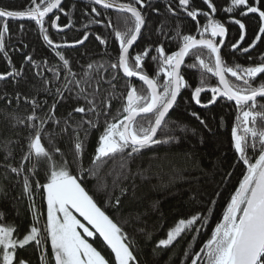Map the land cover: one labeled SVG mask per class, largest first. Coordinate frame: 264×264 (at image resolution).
Returning a JSON list of instances; mask_svg holds the SVG:
<instances>
[{
	"label": "snow or ice",
	"instance_id": "6c2138e0",
	"mask_svg": "<svg viewBox=\"0 0 264 264\" xmlns=\"http://www.w3.org/2000/svg\"><path fill=\"white\" fill-rule=\"evenodd\" d=\"M110 11L116 13L115 23ZM152 14L162 17L154 29L149 28ZM182 18L194 22V33L183 31ZM13 21L20 22L15 39ZM24 22L32 28L26 30ZM27 31H35L49 56L38 59L36 49L29 50ZM72 32L77 35L70 39ZM142 38L144 44L139 46ZM93 40L97 47L103 46L98 54L87 47ZM261 45L264 0H30L22 10L0 7V61L6 66L0 72V117L9 133L0 137V193L4 181L19 184L33 210V223L22 238L15 227L0 223V264H31L20 255L29 247L38 264H141L124 228L129 222L108 215L84 183L118 157L120 171L112 188L104 184L97 191L119 212L129 196L124 181L131 178L135 198L139 172H132L131 163L153 145L177 139L168 117L185 91L190 93L185 100L188 114L209 132L212 128L194 107L205 110L221 104L235 109L230 129L232 167L241 169V178L210 238L199 251L185 250L184 257L190 264H264ZM78 49L83 51L71 55ZM14 55L21 57L19 66ZM189 57L191 63L186 62ZM237 57H246L247 64ZM189 70L199 73L195 86L186 79ZM26 73H31V80ZM8 82L11 92L3 87ZM21 84L26 90H20ZM62 104L66 110L59 113ZM224 124L221 116L218 126ZM93 131L99 135L90 166L85 167ZM232 175L223 172L221 183ZM37 195L46 200L42 226ZM209 203L216 201L210 198ZM208 219L201 212L180 219L156 247H170L193 231L198 234Z\"/></svg>",
	"mask_w": 264,
	"mask_h": 264
},
{
	"label": "trees",
	"instance_id": "16d2710c",
	"mask_svg": "<svg viewBox=\"0 0 264 264\" xmlns=\"http://www.w3.org/2000/svg\"><path fill=\"white\" fill-rule=\"evenodd\" d=\"M20 1L14 2L12 7L17 6L20 9L23 5ZM123 1L125 0H121V2ZM6 5L9 4L6 3ZM112 14L115 23L116 13L113 12ZM161 19V16L152 14L149 28L154 29ZM182 23L185 33L194 32L195 24L190 18H182ZM25 28L26 30L31 29V23H28ZM11 30L15 39V34L19 30L16 25H11ZM25 40L29 44V50L36 49L38 59L49 56L48 50L42 46L35 31H27ZM89 44L87 47L91 53L98 54L102 49L101 46L97 47L95 42L92 46ZM143 44L144 39L142 38L138 41V45L143 46ZM115 47L116 45L112 46L113 49ZM80 51L83 49H78L71 55H78ZM95 58H99V56L97 55ZM13 59L19 66L21 57L17 58L14 55ZM188 60L189 58H186V62ZM237 60L241 64H247L246 57H237ZM5 68V64L0 61V72L5 71ZM147 70L151 74L153 66L148 65ZM26 74L31 80V73ZM186 79L193 86L198 83V76L193 75L190 70ZM135 83L137 87L140 86L139 82L135 81ZM3 87H6L9 92L14 90L11 82L3 85ZM20 90H26L23 84L20 85ZM189 96L190 93L185 91L182 97L178 98L179 105L170 111L168 117V127L174 129L171 134L177 139L153 145L151 150H144L131 163L132 172H139L135 176L136 195L135 198H131L132 179L129 178L128 181H124L123 186L128 187L129 196L124 197L119 212L107 205L103 192L97 191V188L104 184H107L109 190L112 188V181L120 171L118 157L115 161L108 160L100 168L96 177L88 178L84 183L86 190L94 196L102 209H106L108 215L117 222L124 220L129 222L124 225V228L137 247L141 264H182V261L186 260L184 257L185 250L190 253L199 251L210 238L215 224L222 218L226 202L241 178V169L232 167L235 158L231 147L230 129L234 122L235 109L221 104L210 106L209 109L205 110L198 106L194 107V110L206 118L208 126L212 128V131L209 132L188 114L189 108L185 100ZM24 107V105L21 106L20 111L22 113ZM0 108H3V105H0ZM65 110L66 105L62 104L58 107L59 113H64ZM221 116L224 117L225 124L218 126ZM181 127H185L187 131H181ZM192 129H195V132ZM4 135H9V133L6 122L0 117V137ZM98 135V132L93 131L86 145L85 167L90 166ZM158 136L163 139L164 132L158 133ZM225 171H231L233 175L222 184L221 176ZM39 178L43 182V176L41 175ZM3 183L4 191L0 193V218H2L0 223L15 227L22 238V235L26 234L33 223V210L30 209L29 200L26 195L22 194L19 184L9 181ZM217 192L220 193L219 196L215 195ZM210 198L214 199L216 203L210 205ZM35 201L36 208L43 214L41 216L42 226L46 217V200L37 195ZM209 207L212 208V211H207ZM197 212L207 214L209 218L207 226L201 229L198 234L193 231L188 233L186 237L178 238L170 247H156L158 241L165 239L167 232L180 219H188ZM140 229H143L144 232L141 233ZM193 235L196 236L195 240L192 239ZM94 246L98 245L94 244ZM104 254L107 256V253ZM20 255L25 259H30L31 264H38L37 256L31 247L27 248L26 251L21 250ZM186 264H190V260H186Z\"/></svg>",
	"mask_w": 264,
	"mask_h": 264
},
{
	"label": "flooded vegetation",
	"instance_id": "af4514ba",
	"mask_svg": "<svg viewBox=\"0 0 264 264\" xmlns=\"http://www.w3.org/2000/svg\"><path fill=\"white\" fill-rule=\"evenodd\" d=\"M17 1H20V0H0V7H7V8H10V9H15V10H22V9H24L25 7H27V5H28V3L30 2V0H21L20 2H22L23 3V5L21 6V8L20 9H18L17 8V6H14V7H12L13 5H14V2H17ZM123 2H126V0L125 1H123ZM6 3H8L9 5H6ZM114 11H110V13H109V15L110 16H112ZM112 18H113V16H112ZM19 23L20 22H17V21H13L12 23H11V25H16V27H17V29L19 30ZM25 23V26H27L28 25V23L29 22H24ZM11 25H10V27H11ZM96 31H100V28L99 27H97L96 29H95ZM194 33V32H193ZM77 34L75 33V32H72V33H69V38L71 39V38H73V37H75ZM94 40L93 41H91L90 42V44H89V42H87V45L89 44V46H92V45H94ZM96 44H97V42H95ZM103 46H101V48H102ZM260 48L261 49H264V45H261L260 46ZM257 51H260V49H257ZM253 55H255V53H253ZM17 58L19 57L18 55H15ZM192 62V58L191 57H189V60H188V63H191ZM191 71V73L193 74V75H195V76H199V73L196 71V70H190ZM209 75V77H210V81L209 82H213V83H211V84H215L216 83V80H215V78L214 77H211V74H208ZM136 82H139V81H136ZM140 83V82H139ZM208 96H210V93L208 94ZM206 99H207V96H205V94H202V100H204V101H206Z\"/></svg>",
	"mask_w": 264,
	"mask_h": 264
},
{
	"label": "rangeland",
	"instance_id": "374dc122",
	"mask_svg": "<svg viewBox=\"0 0 264 264\" xmlns=\"http://www.w3.org/2000/svg\"><path fill=\"white\" fill-rule=\"evenodd\" d=\"M45 220H46V217H45Z\"/></svg>",
	"mask_w": 264,
	"mask_h": 264
}]
</instances>
